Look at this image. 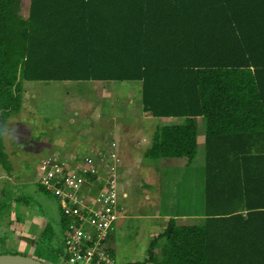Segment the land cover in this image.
<instances>
[{"label": "trees", "instance_id": "1", "mask_svg": "<svg viewBox=\"0 0 264 264\" xmlns=\"http://www.w3.org/2000/svg\"><path fill=\"white\" fill-rule=\"evenodd\" d=\"M22 1L0 0V166L25 81L140 82L143 110L179 119L146 158L192 162L205 125V224L170 218L146 261L264 264V0Z\"/></svg>", "mask_w": 264, "mask_h": 264}, {"label": "rangeland", "instance_id": "2", "mask_svg": "<svg viewBox=\"0 0 264 264\" xmlns=\"http://www.w3.org/2000/svg\"><path fill=\"white\" fill-rule=\"evenodd\" d=\"M22 6L21 12L26 17L29 0H23ZM140 87V82L131 81H25L23 110L12 115L3 134L12 170L0 166V254H15L25 249V245L13 243L22 239L37 244L34 256L50 264H65L66 254H56L64 249L63 214L54 194L37 182L41 162L53 153L60 156L74 151L79 157L96 154L116 139L126 153V160L117 159L119 170L129 169L125 175L127 188L119 182L121 208L128 216L109 243L119 264L155 263L146 261L148 240L156 237L150 235L151 227L143 217L148 213L146 202L155 209L161 206L165 214H194L204 210V119H198L199 149L192 164L184 168L164 166V171L155 172L152 167L158 160L142 155L147 147L145 141L159 125L176 123L179 119L159 118L143 110ZM151 145L149 142L148 146ZM132 149L138 154L135 162L128 159ZM140 156L145 158L144 163ZM150 162L155 164L148 168L145 164ZM180 162L184 166L188 160L184 158ZM150 169L156 175L150 174ZM161 180H165L164 186L159 184L158 188ZM147 183L157 192L149 198H146ZM42 215L46 219L43 216V222L50 225L43 238L47 226L41 224Z\"/></svg>", "mask_w": 264, "mask_h": 264}, {"label": "built area", "instance_id": "3", "mask_svg": "<svg viewBox=\"0 0 264 264\" xmlns=\"http://www.w3.org/2000/svg\"><path fill=\"white\" fill-rule=\"evenodd\" d=\"M114 147L83 158L48 155L38 183L51 191L69 219L65 264H118L109 244L118 221L120 170Z\"/></svg>", "mask_w": 264, "mask_h": 264}, {"label": "crops", "instance_id": "4", "mask_svg": "<svg viewBox=\"0 0 264 264\" xmlns=\"http://www.w3.org/2000/svg\"><path fill=\"white\" fill-rule=\"evenodd\" d=\"M25 98H26V90H25ZM154 134H155V132L154 133H152V135L151 136H149V139L147 140V141H149L150 142V144H152V142H153V137H154ZM199 136V135H198ZM147 141H145L146 142V144H147V147H146V150L143 152V156L145 157V154H146V151L148 150V148H149V146H148V143L149 142H147ZM204 141H205V134H204ZM115 143V150H116V152H117V154H118V159H119V157H121V160L123 161V159H125V157H124V155L126 154V153H123V148L121 147V143H119V140H114V141H112V143L110 144H106V149L104 150V151H110L111 149H113V147H114V144ZM198 144H199V137H198ZM121 148V149H120ZM91 150H93V149H91ZM132 153H131V155H128V159H130V161L131 162H135V159H136V156L138 155L137 154V151H135L134 149H132ZM137 154V155H136ZM141 155V156H142ZM67 157H69V156H71V157H74V158H78L79 157V155H77V154H74V151H73V153H71L70 155H66ZM141 156H140V159H141ZM127 159V161H129ZM132 159H134L133 161H132ZM143 159V163H144V161H145V158H142ZM141 159V160H142ZM184 159V157L183 158H161V159H159L158 161H157V164L155 165V167H152V169L153 170H155V172H156V169H160L159 171H164L165 170V167L164 166H170V167H176V168H179V167H182V168H184V167H187V166H190L191 164H192V162H187V163H185L186 165H184L183 166V164H181V162L180 161H182ZM126 160V159H125ZM153 163L154 162H150L149 164H145V165H147V166H149L148 168H151L150 166L151 165H153ZM120 163H118V165H119ZM155 164V163H154ZM153 170H151L150 169V171H149V173L150 174H153V173H155V172H153ZM120 185L122 186L123 184L125 185V175L126 174H128L129 173V169H127L126 171L124 170V171H122V169H121V167H120ZM165 174V173H164ZM155 175H156V173H155ZM147 176H149V175H147L146 174V177ZM121 178L122 179H124V181L123 182H121ZM166 179H167V177H166ZM165 181V180H164ZM164 181L163 180H161L159 183H158V185L159 184H163V186H164ZM166 181H168V179L166 180ZM38 182V181H37ZM165 184H166V182H165ZM161 185H159V187L158 188H160L161 187ZM146 186H148V193H146V198H149V195L151 196V195H155V194H157V192H155L154 190L155 189H153V191L149 188L150 186L152 187L153 185L151 184V183H147L146 184ZM154 187V186H153ZM125 188H127V186L125 185ZM159 193H162V191L161 190H159ZM121 205V204H120ZM153 204H147V202H146V205H144L145 206V208H146V210H148V213H144L143 214V217L145 218V220H146V223L151 227V232H150V235L152 236V237H154V236H157V235H159V234H163L164 233V231H165V229H166V227H167V225H168V222H169V219L170 218H175L176 219V221H177V223L178 224H180V225H204L205 224V220H206V218H205V216H204V210L203 211H201V212H195L194 214H192V213H188V214H185V213H179V212H176L175 214L174 213H170V214H165V213H163L162 212V207L160 206L159 207V209H155L153 206H152ZM61 209V208H60ZM62 211V210H61ZM150 211V212H149ZM125 212H126V210H125ZM159 212V213H158ZM35 215H37V214H34V216ZM43 216L44 215H42V221H41V224L43 223V225L44 226H47V224L48 223H44L43 222ZM128 215L125 213V216L123 217V218H121L119 221H118V223H117V225H116V228H115V230L113 231V233H112V235H111V238H110V240H112V237H113V234L115 233V231L119 228V227H122V225L124 224V222L126 221V217H127ZM39 219V218H38ZM44 219H45V216H44ZM46 220V219H45ZM40 223V222H39ZM62 224H64V228H65V233H64V249H63V251L64 252H66V245H65V236H66V230L68 229V226H69V219L68 218H65L64 216H63V222H61ZM161 225V226H160ZM45 228V227H44ZM47 228V227H46ZM43 230V229H42ZM42 238L44 237V236H46V230L44 229L43 230V232H42ZM42 240V239H41ZM110 240H109V243H110ZM162 240H165V238H163ZM149 241V245H150V243H151V238L148 240ZM39 242H40V240H39ZM13 243H15V246H22V245H25V249L23 248V250H20V252L19 253H22V254H28V255H30V256H34V255H36L35 253V251H38V249H36V248H38L36 245L37 244H35V245H31V244H29L26 240H22V239H18V240H16V241H14L13 240ZM149 248V247H148ZM62 251V250H61ZM33 253V254H32ZM63 255V254H62ZM34 257H36V256H34ZM63 257V256H62ZM127 263H129V262H127ZM126 263V264H127ZM119 264V263H118ZM134 264V263H133Z\"/></svg>", "mask_w": 264, "mask_h": 264}, {"label": "water", "instance_id": "5", "mask_svg": "<svg viewBox=\"0 0 264 264\" xmlns=\"http://www.w3.org/2000/svg\"><path fill=\"white\" fill-rule=\"evenodd\" d=\"M0 264H50L44 260L22 253L0 254Z\"/></svg>", "mask_w": 264, "mask_h": 264}, {"label": "clouds", "instance_id": "6", "mask_svg": "<svg viewBox=\"0 0 264 264\" xmlns=\"http://www.w3.org/2000/svg\"><path fill=\"white\" fill-rule=\"evenodd\" d=\"M102 150H105V149H102ZM54 154H56V153H53V154H49V155H54ZM88 155H94V154H87L86 156H88ZM48 156V155H47ZM66 156V155H65ZM83 157H85V155L84 156H80V157H78V158H83Z\"/></svg>", "mask_w": 264, "mask_h": 264}]
</instances>
